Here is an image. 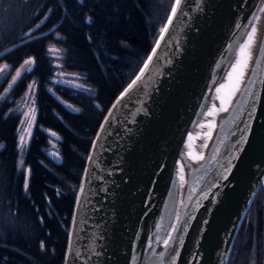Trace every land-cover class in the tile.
Masks as SVG:
<instances>
[{
  "label": "water",
  "instance_id": "95a60500",
  "mask_svg": "<svg viewBox=\"0 0 264 264\" xmlns=\"http://www.w3.org/2000/svg\"><path fill=\"white\" fill-rule=\"evenodd\" d=\"M258 189L264 0H173L92 137L62 264H226Z\"/></svg>",
  "mask_w": 264,
  "mask_h": 264
},
{
  "label": "trees",
  "instance_id": "16d2710c",
  "mask_svg": "<svg viewBox=\"0 0 264 264\" xmlns=\"http://www.w3.org/2000/svg\"><path fill=\"white\" fill-rule=\"evenodd\" d=\"M147 1L86 0L81 3L64 0L69 12L78 15L81 10L90 18L92 15L94 20L88 23L80 17L79 24H75L72 19L64 18L63 23L56 25L52 31L40 35L38 33L56 21L48 16L34 31L21 35L31 26L19 25L21 7L10 0H0V49L19 43L3 54L0 61H6L14 69L27 56L33 57L32 68L19 76L15 88H24L25 76H28V81L37 82L38 92L44 95L38 99L37 120L41 126L54 129L61 135L60 160H49L39 147L40 134L44 131L36 127L25 156V175L23 169L18 172L14 166L15 160L11 159L14 151L8 140L9 129L7 123L0 122V134L4 135L0 138L6 140L0 148V264H61L74 186L89 140L104 105L132 73L124 79L129 67L120 61L121 51L115 43L120 41L129 48L125 56L139 60V65L171 3V0H159L147 6ZM107 4L109 13L101 15ZM150 12L156 19H150ZM150 20L154 22L147 23ZM147 29L150 39L146 41ZM51 41L64 48L68 56L66 64L82 74L93 88L91 95L75 94L76 97H70L76 107H62L59 118L52 113V106L56 108L57 105L47 89L48 84L54 83L48 79L53 73L45 46ZM54 88L57 89L58 85ZM92 100L102 105L97 107L89 103ZM2 115L0 111V117ZM48 136L46 131L44 137ZM36 206L37 211L34 210ZM44 207H48L50 216L39 222L37 212L44 215ZM250 259V264H264V194L260 189L236 233L227 264H249Z\"/></svg>",
  "mask_w": 264,
  "mask_h": 264
},
{
  "label": "rangeland",
  "instance_id": "374dc122",
  "mask_svg": "<svg viewBox=\"0 0 264 264\" xmlns=\"http://www.w3.org/2000/svg\"><path fill=\"white\" fill-rule=\"evenodd\" d=\"M14 3H17L22 10V17L19 20V25H31L27 30L29 32L34 31L38 26L41 25L43 19L45 18L46 14H53L56 24L63 23L64 18L68 20H73L75 24H79L80 17H84V20L86 22H90L91 19L94 20L93 16L91 15V18L87 15L86 12L79 10V14L77 15L74 12H69V7L66 5L65 2H61V0H10ZM79 2H85L86 0H76ZM159 0H148L147 6H150L154 4V2H158ZM98 5V1H97ZM109 5H104V11L101 12L102 14H107ZM25 7H28L26 9ZM147 9V7H146ZM31 10V12H29ZM150 11V10H149ZM109 19L108 17H106ZM82 19V18H81ZM150 19H156L151 12H150ZM147 20V18H146ZM153 23L154 20L147 21V23ZM146 29V28H145ZM25 32V31H24ZM23 32V33H24ZM56 36V35H55ZM155 36V35H154ZM150 39L149 32L147 29L146 32V40ZM120 44H122L120 41H118ZM46 52L49 55V62L51 64V75L48 79L52 82H63V81H71L72 83L79 85L81 88L84 87L83 84H80V74L76 69H72L71 66L68 63V56L65 54V50L62 46H60L55 41H51L49 43H46ZM121 51V59L120 61L125 65H127L129 68L127 75L124 77V79L129 76V74L134 70L136 66H138L139 60H131L128 59V57L125 56V54L130 51L129 48L122 45L118 47ZM9 50H6L4 54ZM61 53V55L59 54ZM60 58V60H59ZM138 59L140 57L138 56ZM59 61L64 66V71L61 70L59 66ZM33 57L27 56L19 65H17L14 69L10 68V65L8 64H1L0 66V105L3 103H6L5 111L9 110V112L12 114L13 117V125L8 130V140L10 142L11 148H13L14 155L12 154L11 159L14 158L15 160V167L18 170V172L23 169L24 174L26 171V165L24 163L25 156L28 154V146L30 143L32 144V138L35 134L34 127V111L36 108V101L38 99H42L44 96L43 94H40L38 92V84L36 81H33L32 79L28 81V76H25L26 82L24 84V88L22 89L21 93L17 96H14L10 98L8 101V98L10 97V88L13 85V80L15 77L21 76L25 71L27 72L30 70L33 66ZM131 68V69H130ZM130 69V71H129ZM132 70V71H131ZM65 78V79H64ZM122 83V82H121ZM46 87V83L44 84ZM52 84H48V88H52ZM0 122H7V119L0 117ZM44 131L43 134H40V140H39V147L40 152L46 154L49 160H55L59 159L58 153L60 148V137L61 135L58 134L54 129H44L42 127H39V131ZM49 133V136L47 138L44 137L45 132ZM1 136V134H0ZM6 140L3 138H0V147L4 145ZM61 156V155H60ZM76 185L74 186L75 189ZM59 188L57 187V190ZM69 222V218H68ZM68 229V223L66 227V232ZM66 238V233L65 237ZM243 236L240 237L242 239ZM12 250L16 252H20L14 247H10ZM41 248V247H39ZM251 263V259L249 260V264Z\"/></svg>",
  "mask_w": 264,
  "mask_h": 264
},
{
  "label": "flooded vegetation",
  "instance_id": "af4514ba",
  "mask_svg": "<svg viewBox=\"0 0 264 264\" xmlns=\"http://www.w3.org/2000/svg\"><path fill=\"white\" fill-rule=\"evenodd\" d=\"M123 45H124V44H123ZM124 46H125V45H124ZM0 111H2V112L4 113L5 109H4V108H1ZM7 127H8V129H10V126H9L8 124H7ZM1 136H4V135L1 134Z\"/></svg>",
  "mask_w": 264,
  "mask_h": 264
}]
</instances>
